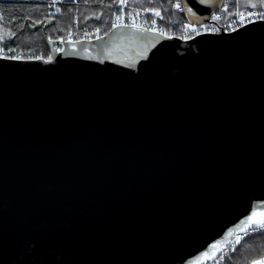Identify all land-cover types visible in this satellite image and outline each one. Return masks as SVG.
I'll list each match as a JSON object with an SVG mask.
<instances>
[{
  "label": "water",
  "instance_id": "water-1",
  "mask_svg": "<svg viewBox=\"0 0 264 264\" xmlns=\"http://www.w3.org/2000/svg\"><path fill=\"white\" fill-rule=\"evenodd\" d=\"M182 2L200 24L224 0ZM56 44V68L0 58V264H204L255 226L244 217L264 212V21Z\"/></svg>",
  "mask_w": 264,
  "mask_h": 264
},
{
  "label": "built area",
  "instance_id": "built-area-1",
  "mask_svg": "<svg viewBox=\"0 0 264 264\" xmlns=\"http://www.w3.org/2000/svg\"><path fill=\"white\" fill-rule=\"evenodd\" d=\"M0 1H15V2H29L34 4L44 5L47 9L49 16H54L57 9H61L65 6H91L92 0H0ZM179 3L181 9L175 7ZM158 7L156 9L160 12V16L156 17L153 13L148 12L150 8H135L130 5V0L123 5L119 3V0H101L98 3V7L111 8L112 15L108 19L107 25L104 26H84L81 25V19L77 15L72 25L67 31L54 38L58 44L55 45V51L60 52L64 50L68 43L81 42L95 40L105 36L114 28L112 25L116 23L117 16L122 17L121 23L123 25H131L132 18H135V22L142 28L149 29L155 32H165L168 37H177L182 40H191L199 35L206 33H229L236 31L248 24L258 21H264L256 15L248 16L249 12H259L261 10H243L240 6V0H224L223 6L211 15L210 19L204 23H192L187 18L185 8L182 0H168L166 2L159 0ZM238 13H243V17ZM180 16L181 20L177 21V17ZM155 19L156 23L152 24V20ZM190 22L189 25L186 24ZM99 29V31H97ZM154 29V30H153ZM8 47L13 48L14 52H9ZM0 41V58L5 56L16 55L21 57V60H33L36 57H43L46 59V55L43 52L32 53L30 51L21 50L17 47L8 46ZM261 232L260 227L253 226L248 229L237 231L231 242L226 248L213 260L204 264H228V260L235 250L241 245V243L248 237Z\"/></svg>",
  "mask_w": 264,
  "mask_h": 264
},
{
  "label": "trees",
  "instance_id": "trees-1",
  "mask_svg": "<svg viewBox=\"0 0 264 264\" xmlns=\"http://www.w3.org/2000/svg\"><path fill=\"white\" fill-rule=\"evenodd\" d=\"M100 1L92 0L91 6H65L52 17L49 16L46 7L41 4L0 1V41L7 46L32 53L43 52L47 58L51 56L49 42L63 35L72 25L75 16L80 17L81 25L84 26L107 25L112 9L98 7ZM158 2L159 0H130V5L135 8H155L158 7ZM254 2L258 3L259 0ZM240 6L243 10H253L247 6V0H240ZM255 9L264 10L260 7ZM178 20H181L180 16L177 17ZM40 21H43V25L34 30L33 24L41 23ZM47 22L51 25L47 26ZM263 258L264 235L259 232L241 243L229 258L228 264H253L254 261H260Z\"/></svg>",
  "mask_w": 264,
  "mask_h": 264
},
{
  "label": "snow or ice",
  "instance_id": "snow-or-ice-1",
  "mask_svg": "<svg viewBox=\"0 0 264 264\" xmlns=\"http://www.w3.org/2000/svg\"><path fill=\"white\" fill-rule=\"evenodd\" d=\"M127 2V0H119V3L121 5L125 4ZM198 3H204V0H197ZM247 6L251 9H255V8H258L260 7L261 9H264V0H259V2H254V0H247ZM176 8L178 9H181V5L179 3H177L175 5ZM183 10V9H181ZM57 11H60V9L58 8ZM148 12H151L153 13L156 17H159L160 16V12L156 9H153V8H150L147 10ZM188 12L189 13H192L193 15H195V13H193V10L191 7L188 8ZM239 15H241L243 17V13H238ZM252 15H256L258 16L260 19H264V10H261L259 12H249L248 16L251 17ZM121 20H122V17L120 16H117L116 18V23H114L112 25L113 28H120V27H130V28H137L139 29V31L141 33L143 32H147L149 31V29H146V28H142L140 25H138L136 22H135V18L133 17L132 18V24L131 25H123L121 23ZM41 23L43 21H40ZM152 24H155L156 23V20L153 19L152 21ZM190 27V25H189ZM154 30V29H153ZM97 31H99V29H97ZM139 33L135 34V35H138ZM135 35L133 36V38H135ZM161 36H165L166 33L165 32H161L160 33ZM151 46H154V45H149V47ZM5 47H8L7 45H5ZM147 47L141 49L139 55L142 56L145 61L147 63H150V59L148 56L145 55V53L147 52ZM8 51L9 52H14L15 50L11 47H8ZM106 53L110 54V51L106 49ZM153 55H155V53H153ZM97 57H92V59H96ZM3 59L5 60H13V61H18V60H21L22 58L19 57V56H16V55H12V56H5L3 57ZM37 60H43V57H36ZM43 62L45 64H48V65H51L53 68H56L58 67V62L57 63H53V57L52 56H48L47 57V60H43ZM115 65H122L123 64V61L117 59L115 62ZM101 64H102V68L100 69L101 72L103 71H106L107 70V64H104L103 61H101ZM144 67V65H140L139 68L137 67V63H136V59H131L128 61V64H127V71L131 72L132 70H136L137 73ZM244 221L246 223V225H255V226H258L260 227L261 229V234L264 235V212H257V211H251L248 215H246L244 217ZM232 233L230 232L229 235H231ZM208 249H212L214 251H212L211 253H209ZM219 249V242L217 241H214V242H210L204 252L202 253V257L206 260V259H209V258H212L215 256V250H218ZM197 264H199V262H197ZM253 264H261V262H258V261H254Z\"/></svg>",
  "mask_w": 264,
  "mask_h": 264
},
{
  "label": "crops",
  "instance_id": "crops-1",
  "mask_svg": "<svg viewBox=\"0 0 264 264\" xmlns=\"http://www.w3.org/2000/svg\"><path fill=\"white\" fill-rule=\"evenodd\" d=\"M258 262H261V264H264V259H263V260H260V261H258Z\"/></svg>",
  "mask_w": 264,
  "mask_h": 264
},
{
  "label": "rangeland",
  "instance_id": "rangeland-1",
  "mask_svg": "<svg viewBox=\"0 0 264 264\" xmlns=\"http://www.w3.org/2000/svg\"><path fill=\"white\" fill-rule=\"evenodd\" d=\"M188 25H190V22H188L187 24H186V26H188ZM264 259V258H263ZM263 259H261V260H263Z\"/></svg>",
  "mask_w": 264,
  "mask_h": 264
},
{
  "label": "bare ground",
  "instance_id": "bare-ground-1",
  "mask_svg": "<svg viewBox=\"0 0 264 264\" xmlns=\"http://www.w3.org/2000/svg\"><path fill=\"white\" fill-rule=\"evenodd\" d=\"M154 1V0H153Z\"/></svg>",
  "mask_w": 264,
  "mask_h": 264
}]
</instances>
